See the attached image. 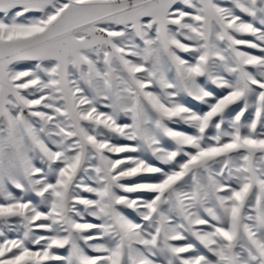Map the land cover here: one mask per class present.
<instances>
[{
	"label": "snow or ice",
	"instance_id": "6c2138e0",
	"mask_svg": "<svg viewBox=\"0 0 264 264\" xmlns=\"http://www.w3.org/2000/svg\"><path fill=\"white\" fill-rule=\"evenodd\" d=\"M0 264H264V0H0Z\"/></svg>",
	"mask_w": 264,
	"mask_h": 264
}]
</instances>
